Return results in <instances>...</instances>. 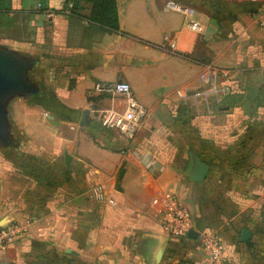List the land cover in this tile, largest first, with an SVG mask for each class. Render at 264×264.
<instances>
[{
  "label": "crops",
  "instance_id": "1",
  "mask_svg": "<svg viewBox=\"0 0 264 264\" xmlns=\"http://www.w3.org/2000/svg\"><path fill=\"white\" fill-rule=\"evenodd\" d=\"M174 1L201 33L166 0H0V50L32 62L37 89L5 103L24 146L0 145V215L21 230L0 264H210L198 238L163 230L157 195L233 264H264V0ZM119 81L147 109L131 140L91 123V107L117 104L89 91ZM14 149L45 159L48 177L27 183L16 162L9 178ZM191 155L208 167L200 183L185 176Z\"/></svg>",
  "mask_w": 264,
  "mask_h": 264
},
{
  "label": "built area",
  "instance_id": "2",
  "mask_svg": "<svg viewBox=\"0 0 264 264\" xmlns=\"http://www.w3.org/2000/svg\"><path fill=\"white\" fill-rule=\"evenodd\" d=\"M165 9L183 15L185 26L194 33H201L203 27L193 19V10L181 6L174 0H166ZM49 18L54 13L46 11ZM258 28L264 32V12L257 18ZM203 81H210L202 76ZM109 96L117 104L109 109L94 110V120L103 128L117 133L120 137L131 140L135 137L140 125L147 116V109L134 96L127 82H97L89 95ZM181 96V93H177ZM99 195V189L96 190ZM151 207L159 217L161 227L170 238L182 239L193 229V218L190 211L172 196L157 195L151 201ZM21 230L14 224L0 227V251L4 250ZM198 247L207 253L210 264H233L226 255L222 241L216 233L204 232L198 235Z\"/></svg>",
  "mask_w": 264,
  "mask_h": 264
},
{
  "label": "water",
  "instance_id": "3",
  "mask_svg": "<svg viewBox=\"0 0 264 264\" xmlns=\"http://www.w3.org/2000/svg\"><path fill=\"white\" fill-rule=\"evenodd\" d=\"M32 62L22 60L10 53L0 50V145L9 146V133L7 131L6 101L14 95H34L37 89L28 80L27 72L31 69ZM208 167L201 163L196 156L191 155L185 176L193 183L204 180ZM2 223V221L0 222ZM187 237L196 240L198 233L190 230ZM251 233L243 230L240 242L247 243Z\"/></svg>",
  "mask_w": 264,
  "mask_h": 264
},
{
  "label": "rangeland",
  "instance_id": "4",
  "mask_svg": "<svg viewBox=\"0 0 264 264\" xmlns=\"http://www.w3.org/2000/svg\"><path fill=\"white\" fill-rule=\"evenodd\" d=\"M106 98H109L110 100L112 99L109 96H106ZM94 110H96V107H91L90 111V117H91V123L94 125V127L104 129L102 128L95 120H94ZM45 121V120H44ZM7 131L9 133V146H17L23 147V140L17 138L16 134L13 132V127L12 125L9 124L8 119H7ZM9 169H8V176L9 178L14 179L16 174V162H20L22 165H24V178H27V183H30L32 181H37L38 178L40 179H45L48 177L49 173L51 171L47 170V166L45 162H47L45 159L41 158L38 155L31 154L30 152H23V151H17L16 149L14 150H9ZM20 175L22 172L20 171ZM8 178V180H9ZM15 180V179H14ZM29 188H32V184H28ZM44 186L45 188L48 187L46 180L43 181L40 185ZM43 187V188H44ZM37 189V187H35ZM0 227L13 224L11 223V220H8L6 217H2L0 215ZM15 225V224H14ZM17 226V225H16Z\"/></svg>",
  "mask_w": 264,
  "mask_h": 264
},
{
  "label": "trees",
  "instance_id": "5",
  "mask_svg": "<svg viewBox=\"0 0 264 264\" xmlns=\"http://www.w3.org/2000/svg\"><path fill=\"white\" fill-rule=\"evenodd\" d=\"M84 1H87V2L101 1V2L107 3L108 1H111V0H84ZM107 14H108V11L106 9L101 10V19L103 18V20H100V21H102L101 24H103L106 27H109L112 30H117V22H116L115 18L113 20L112 19H106L105 15H107ZM95 19L96 20L98 19L97 16H95Z\"/></svg>",
  "mask_w": 264,
  "mask_h": 264
}]
</instances>
